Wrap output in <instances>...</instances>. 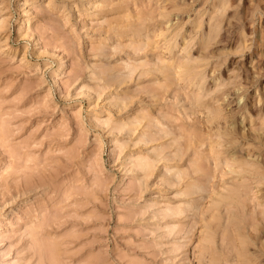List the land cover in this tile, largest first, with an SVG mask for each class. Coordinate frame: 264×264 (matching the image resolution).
<instances>
[{
  "label": "rangeland",
  "instance_id": "rangeland-1",
  "mask_svg": "<svg viewBox=\"0 0 264 264\" xmlns=\"http://www.w3.org/2000/svg\"><path fill=\"white\" fill-rule=\"evenodd\" d=\"M0 264H264V0H0Z\"/></svg>",
  "mask_w": 264,
  "mask_h": 264
}]
</instances>
